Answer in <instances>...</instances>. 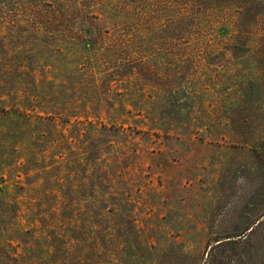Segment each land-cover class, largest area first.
Returning <instances> with one entry per match:
<instances>
[{"label":"rangeland","instance_id":"rangeland-1","mask_svg":"<svg viewBox=\"0 0 264 264\" xmlns=\"http://www.w3.org/2000/svg\"><path fill=\"white\" fill-rule=\"evenodd\" d=\"M0 264H264V0H0Z\"/></svg>","mask_w":264,"mask_h":264}]
</instances>
